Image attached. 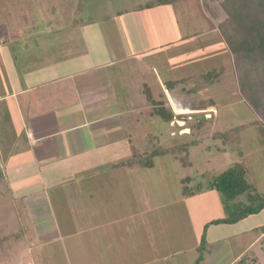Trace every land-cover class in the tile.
Instances as JSON below:
<instances>
[{
    "label": "rangeland",
    "instance_id": "374dc122",
    "mask_svg": "<svg viewBox=\"0 0 264 264\" xmlns=\"http://www.w3.org/2000/svg\"><path fill=\"white\" fill-rule=\"evenodd\" d=\"M220 1L179 0L157 4V0H71L75 19L57 23V31L37 40L40 49L49 45L58 58L76 54L73 58H82L84 64L103 59L110 61L106 71L123 116V136L129 139L123 143L129 142L138 154L179 144L188 146L187 155L184 151L156 155L152 157L153 164L147 167L137 164L129 167L121 162L123 167L119 165L120 170H112L113 157H107L106 164L99 167L104 170L102 178L95 183L81 184L83 189L95 192L93 200L99 201V218L112 219V222L118 221L121 215L119 223L111 227L114 235L122 233L124 227L123 236H132L126 225L135 224L137 231L133 237L137 235V239L133 240V245L137 243L136 252L130 254L131 258L121 252L123 264H194L199 254L193 245L199 222L202 220L204 224L211 219L226 217L232 208L223 206L215 190L202 191L184 205L181 192L184 185L197 182L207 185L212 177L239 160L248 167L247 179L257 191L264 193V134L255 122L264 125V117L249 106L238 86L231 53L217 28L226 17ZM150 4L157 7L155 11L160 9L158 6L167 7L162 12L157 10L161 18L146 10ZM65 5L66 0H42L41 8H36L42 10L41 13L47 9L53 12L62 9L64 14ZM15 6L10 5V8ZM136 9H141L142 17L151 21L146 23L148 29H153L150 30L152 40L167 36L181 38L147 55L134 54L142 46L141 39L134 37L140 33L134 29V23L139 21ZM158 18L162 24L161 33L157 32L158 24L153 21ZM89 23L91 27L86 41L82 37L83 27ZM110 23L116 27V34L112 33L115 36L113 42L117 43L121 56L113 55L112 48L106 44L98 49L99 45L94 42L93 33H101V27ZM106 31L104 28L103 34ZM71 51L73 53H69ZM211 68L219 71L218 78L211 86L193 92L194 79ZM170 82L173 83L171 88L167 86ZM146 91H150L156 103L171 109L173 117L170 122L154 112ZM171 101L179 104L182 110L175 111ZM200 114L205 116V122L198 124L195 119H200L197 117ZM234 128H238L234 139L217 135ZM130 150L126 151L128 155ZM134 153L132 151V156ZM127 154L117 152L116 164L120 157L128 162L122 157ZM5 185L0 182V264H68L69 259L64 254L62 258L63 251L58 245L44 243L41 246L38 239L39 234H46L54 226V209L50 200L40 193L37 197H14ZM103 185L105 189H100ZM64 194V210L69 202L68 210L72 213V202L81 198L82 193H74L72 186L65 184ZM66 195H70V199ZM242 200L245 202V198ZM89 205L95 206V203ZM59 216L64 220L70 214L62 211ZM263 224L264 208L235 223L210 225L207 245L202 251L203 263L226 264L234 255L248 249L240 264H264V235L259 239L262 240L260 243L247 247L255 237L252 226ZM150 234L154 237V245ZM145 238L148 243L142 244ZM78 256L69 257L77 262ZM144 257L150 260L143 262Z\"/></svg>",
    "mask_w": 264,
    "mask_h": 264
},
{
    "label": "crops",
    "instance_id": "0c3cea01",
    "mask_svg": "<svg viewBox=\"0 0 264 264\" xmlns=\"http://www.w3.org/2000/svg\"><path fill=\"white\" fill-rule=\"evenodd\" d=\"M13 3L16 6L11 9L10 5H15ZM41 3L42 0H0V182L6 183L5 188L14 197H37L40 193L50 200L54 209V226L46 234H39L38 239L41 246L44 243L58 245L63 251L62 258L65 255L69 259L66 261L68 264H123L121 252L129 258L136 252L137 243L133 245V240L137 239V235L133 237L137 231L135 224L126 225L132 236H123L122 226V233L114 235L111 227L119 223L121 215L118 221L112 222V219L99 218V201L93 200L95 192L83 189L81 185L83 182L95 183L102 178L104 170L99 167L106 164L107 157H113L111 169L120 170L124 159L120 157L116 164V153L127 154L126 151L131 149L130 156L122 157L128 159L132 155L133 146L129 142L123 143L129 139L123 136V116L106 71L110 61L103 59L94 64H84L82 58H73L76 54L58 58L51 46L40 49L37 45L40 37L57 31V23L68 22L71 18L72 21L76 17L71 0H66L64 14L62 9L55 12L47 9L41 13ZM158 7L160 9L155 11L157 7L152 4L146 10L160 17L157 10L162 12L167 7ZM141 12V9H136L139 21L134 23V29L140 33L134 37L141 39L142 46L134 54L147 55L181 38L167 36L152 40L150 30L153 29H148L146 23L151 21L143 18ZM160 18L153 21L158 24L157 32L161 33ZM151 24L154 28V23ZM90 27V23L83 27L82 37L86 41ZM104 28L107 29L105 34ZM101 29V33L95 32L97 36L93 33L98 49L106 44L112 48L113 55L121 56L117 43L113 42L115 36L112 33L116 34L114 24ZM65 184L71 185L74 193H82L81 198L72 202L74 215L68 210L69 202L67 210H64ZM195 196L184 197L183 204H189ZM66 197L70 199V195ZM90 202L95 206L90 207ZM62 211L69 213L70 217L64 220L57 217ZM198 226L199 232L193 244L195 249L200 242L202 220ZM259 227L252 226L255 237L247 244L248 248L262 241L259 239L264 232L257 230ZM150 235L154 245V237ZM147 239L141 243L147 244ZM123 244L125 247L122 248ZM246 250L234 255L226 264L237 262ZM76 255L79 256L74 262L69 256ZM141 260L150 259L144 257Z\"/></svg>",
    "mask_w": 264,
    "mask_h": 264
},
{
    "label": "trees",
    "instance_id": "16d2710c",
    "mask_svg": "<svg viewBox=\"0 0 264 264\" xmlns=\"http://www.w3.org/2000/svg\"><path fill=\"white\" fill-rule=\"evenodd\" d=\"M179 0H157V4H171ZM221 8L226 13V17L218 23V31L223 41L229 49L234 73L237 76L238 86L243 91L244 100L251 108L264 117V0H221ZM152 4L147 5L150 7ZM208 9V5L205 4ZM219 76L216 68L203 73L195 80L193 92L198 89L211 86ZM169 88L173 86L170 82ZM148 101L153 105V110L157 115L162 116L166 122H170L173 117L171 109H165L151 97L150 91H146ZM198 116H202L197 115ZM196 123H204V119H195ZM260 125V130L264 134V125ZM238 128L230 129L226 132H218L217 135L224 139H234ZM188 146L179 144L176 147L162 149L147 154H138L134 149V155L122 161L124 165L133 166L134 164L143 167L151 166L152 157L160 154L184 151L188 154ZM187 158V157H186ZM185 159V158H184ZM121 163V164H122ZM248 167L242 161H235L218 175L212 177L207 185L200 182L190 186L182 187L184 197L193 196L202 191L215 190L220 195V200L225 208H232L228 216L215 218L203 224L200 242L197 247L199 254L194 264L203 261V250H205L206 231L210 225L235 223L250 214L259 212L264 208V193L256 190L251 181L247 179ZM245 198V202H243ZM229 208V209H230ZM264 232V225L257 228ZM244 256V255H243ZM241 256L237 264L243 263L244 257ZM235 264V263H234Z\"/></svg>",
    "mask_w": 264,
    "mask_h": 264
},
{
    "label": "water",
    "instance_id": "95a60500",
    "mask_svg": "<svg viewBox=\"0 0 264 264\" xmlns=\"http://www.w3.org/2000/svg\"><path fill=\"white\" fill-rule=\"evenodd\" d=\"M171 103H172V106H173V108L175 109V111H178V110H179V109H177V108H180V109H181V107L179 106V104L174 103L173 101H171ZM199 118H200V119H204L205 116L202 115V116H200Z\"/></svg>",
    "mask_w": 264,
    "mask_h": 264
},
{
    "label": "bare ground",
    "instance_id": "6f19581e",
    "mask_svg": "<svg viewBox=\"0 0 264 264\" xmlns=\"http://www.w3.org/2000/svg\"><path fill=\"white\" fill-rule=\"evenodd\" d=\"M177 109H179V108H177ZM179 110H182V109H179ZM179 110H178V111H179Z\"/></svg>",
    "mask_w": 264,
    "mask_h": 264
}]
</instances>
